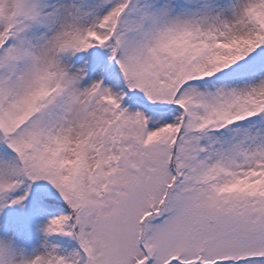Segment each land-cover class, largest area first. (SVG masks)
I'll return each mask as SVG.
<instances>
[{
    "label": "snow or ice",
    "instance_id": "obj_1",
    "mask_svg": "<svg viewBox=\"0 0 264 264\" xmlns=\"http://www.w3.org/2000/svg\"><path fill=\"white\" fill-rule=\"evenodd\" d=\"M0 264H264V0H0Z\"/></svg>",
    "mask_w": 264,
    "mask_h": 264
}]
</instances>
